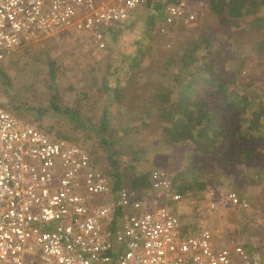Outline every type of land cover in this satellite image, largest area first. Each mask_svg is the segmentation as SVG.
Instances as JSON below:
<instances>
[{
  "label": "rangeland",
  "instance_id": "1",
  "mask_svg": "<svg viewBox=\"0 0 264 264\" xmlns=\"http://www.w3.org/2000/svg\"><path fill=\"white\" fill-rule=\"evenodd\" d=\"M149 3L136 10L124 30L109 36L106 51L95 52L89 40L66 33L22 47L0 64V107L55 140L85 148L116 186L113 170L123 177L120 187L155 169L172 179L180 176L178 184L182 180L192 186L179 210L184 230L206 228L218 243H241L264 264V105L259 103L264 101V53H256V44L264 42V6L256 15L226 19L212 11L209 0L198 8L196 22L163 31L165 5L161 0ZM195 45L201 49L193 53ZM209 63L230 73L228 78L238 74L256 102L244 111L241 124L248 140L237 145L254 150L256 157L205 175L192 160L195 150L206 149L195 141L199 130L194 121L184 118L191 138L175 144L168 134L173 128L161 120L159 110L171 102L145 103L142 95L167 88L177 99L185 86L207 91L197 69ZM209 189L235 191L250 208L210 212Z\"/></svg>",
  "mask_w": 264,
  "mask_h": 264
},
{
  "label": "built area",
  "instance_id": "2",
  "mask_svg": "<svg viewBox=\"0 0 264 264\" xmlns=\"http://www.w3.org/2000/svg\"><path fill=\"white\" fill-rule=\"evenodd\" d=\"M161 1L163 31L193 24L209 2ZM148 2L0 0V64L64 33L106 51L109 30ZM149 181L146 188L117 187L85 148L0 107V264H263L206 228L186 232L184 197L172 178L155 169ZM206 197L210 212L250 208L235 191L209 189Z\"/></svg>",
  "mask_w": 264,
  "mask_h": 264
},
{
  "label": "trees",
  "instance_id": "3",
  "mask_svg": "<svg viewBox=\"0 0 264 264\" xmlns=\"http://www.w3.org/2000/svg\"><path fill=\"white\" fill-rule=\"evenodd\" d=\"M211 2L212 11L219 15L222 14L226 19L256 15V11H258L256 9L264 6V0H211ZM120 26L121 24L109 31L112 32ZM256 45V53H264V42L261 41ZM193 49V53H195L201 49V46L195 45ZM188 55L189 52H184L185 57ZM218 69L219 67L210 63L197 69V75H201V83L204 88H208L207 91L197 92L193 86H185V90H182L177 99L172 98L175 94L174 91L167 88L161 89L163 93L149 95V92H145L142 95L146 97L145 103L157 100L171 102L168 107L170 110H167L168 108L159 110L161 120H165L173 128L172 132H168L173 143L186 144L189 141L191 136L183 127L184 118L194 121V129L199 130L197 134L199 137L195 141H200L206 149L205 151L195 150L192 160L199 167V171L205 175H212L215 171L224 172L234 167V164L244 165L245 162L256 157L254 150L237 146L245 144L248 140V134L241 131V124L244 121V111L249 108L250 103L255 105L256 102L252 103V95L246 90V85L240 82L238 74L235 78H228L231 76L230 73L222 70L217 71ZM194 75L193 72L188 77L192 79ZM176 77L174 76L173 79L175 80ZM259 103L264 105V101ZM112 175L118 179L117 186L121 185L123 177L118 171L113 170ZM128 179L126 186L131 188L140 189L150 185L149 174L140 177L133 176ZM179 179L180 176H177L172 179V182L181 194L184 195L192 190V186L182 180L178 181L180 182L178 184L177 180ZM200 187V189L206 190L205 184H200Z\"/></svg>",
  "mask_w": 264,
  "mask_h": 264
},
{
  "label": "crops",
  "instance_id": "4",
  "mask_svg": "<svg viewBox=\"0 0 264 264\" xmlns=\"http://www.w3.org/2000/svg\"><path fill=\"white\" fill-rule=\"evenodd\" d=\"M150 1H153V0H149V2H150ZM149 2H148V4L151 5V3H149ZM137 11H138V10H137ZM137 11H135L132 15H134ZM132 15H131V16H132ZM130 18H131V17H130ZM128 21H129V20H128ZM127 23H128V22L122 24L118 29H115V31L110 32L111 35L109 34V35H108V38H110L109 36H112V35H114L115 33L119 32V31H121V30H124V28H125V26L127 25ZM108 38H107V43H108V47H109L110 41H108ZM109 40H110V39H109ZM108 47H107V48H108ZM107 50H108V49H107Z\"/></svg>",
  "mask_w": 264,
  "mask_h": 264
}]
</instances>
